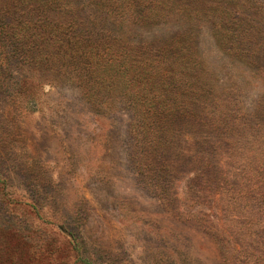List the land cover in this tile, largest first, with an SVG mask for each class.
Returning <instances> with one entry per match:
<instances>
[{
	"label": "rangeland",
	"instance_id": "rangeland-1",
	"mask_svg": "<svg viewBox=\"0 0 264 264\" xmlns=\"http://www.w3.org/2000/svg\"><path fill=\"white\" fill-rule=\"evenodd\" d=\"M157 3L131 44L178 53L94 75L127 97L0 48V264L264 263V0Z\"/></svg>",
	"mask_w": 264,
	"mask_h": 264
},
{
	"label": "trees",
	"instance_id": "trees-1",
	"mask_svg": "<svg viewBox=\"0 0 264 264\" xmlns=\"http://www.w3.org/2000/svg\"><path fill=\"white\" fill-rule=\"evenodd\" d=\"M107 1L91 0L94 7H90L89 2L75 7L71 0H9L8 5H0V48L4 50L2 55L6 62L17 60L22 67H39L46 71L50 69L54 73L74 67L85 79H93L94 86L100 85L101 89L97 88L100 91L118 95L121 93L127 97L132 94L128 87L104 86L105 82L102 83L97 74V78L94 75L106 67L115 73L122 72L125 77L129 69H134V63L130 60L132 53L142 56L138 70L143 72L154 62L159 63V56L163 59L168 55L172 56L173 52L178 53V47L181 46L177 45L180 43L178 40L175 44L171 41L162 46L143 39H139L138 44H131L137 38L133 36L137 28H151L162 23L165 20L163 8L174 3L162 6L157 0H151L153 3L150 0ZM258 32L263 33L264 39V25ZM237 36H221L220 39L227 45L224 50L233 53L230 46H238L244 41ZM118 50L122 52L120 59L115 58ZM236 50L239 51L238 48ZM243 54L233 53L238 57ZM262 58L264 59L263 50L261 61ZM116 66L120 68L117 69ZM256 72L264 79V61L257 66ZM140 75L143 76L141 72ZM261 105L264 108V102Z\"/></svg>",
	"mask_w": 264,
	"mask_h": 264
}]
</instances>
